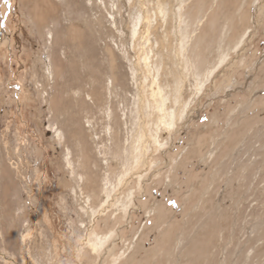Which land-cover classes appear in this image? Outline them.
Here are the masks:
<instances>
[{
  "label": "rangeland",
  "instance_id": "374dc122",
  "mask_svg": "<svg viewBox=\"0 0 264 264\" xmlns=\"http://www.w3.org/2000/svg\"><path fill=\"white\" fill-rule=\"evenodd\" d=\"M0 264H264V0H0Z\"/></svg>",
  "mask_w": 264,
  "mask_h": 264
},
{
  "label": "bare ground",
  "instance_id": "6f19581e",
  "mask_svg": "<svg viewBox=\"0 0 264 264\" xmlns=\"http://www.w3.org/2000/svg\"><path fill=\"white\" fill-rule=\"evenodd\" d=\"M195 5V4H194ZM196 10V9H195ZM193 12V11H192ZM42 19V18H41ZM47 21V20H46ZM203 21H204V19H203ZM144 22H146V18L144 19ZM195 34H193L191 37H190V41H193V40H195L196 39V37L194 36ZM140 103H142V100L140 99ZM111 246H112V244L110 245V247L108 248V250L111 248ZM107 247H108V245H107ZM106 250V249H105ZM107 250V251H108ZM101 258V257H100ZM101 261V260H100ZM93 262V261H92ZM98 263V262H97Z\"/></svg>",
  "mask_w": 264,
  "mask_h": 264
}]
</instances>
